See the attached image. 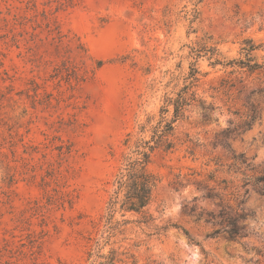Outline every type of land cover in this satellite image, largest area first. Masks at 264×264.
I'll use <instances>...</instances> for the list:
<instances>
[{"label":"rangeland","instance_id":"1","mask_svg":"<svg viewBox=\"0 0 264 264\" xmlns=\"http://www.w3.org/2000/svg\"><path fill=\"white\" fill-rule=\"evenodd\" d=\"M251 41L262 62L264 0H0V264H102L111 249L115 264H264V196L237 174L246 236L230 240L207 236L218 208L196 189L229 178L214 161L233 153L264 168V66L214 63L244 60ZM193 65L175 145L148 165L154 220L127 214L109 233L125 134L157 119ZM250 106V129L215 139Z\"/></svg>","mask_w":264,"mask_h":264},{"label":"trees","instance_id":"2","mask_svg":"<svg viewBox=\"0 0 264 264\" xmlns=\"http://www.w3.org/2000/svg\"><path fill=\"white\" fill-rule=\"evenodd\" d=\"M259 48L252 41L246 47H242L245 51V59L230 60L221 62L215 58V64H223L224 66L236 65L239 68L254 72L264 66V55L262 62H259L256 56L252 55V51ZM216 50L213 48L211 54ZM197 55V53H195ZM198 56V55H197ZM198 68L193 65L189 72V83L184 85L175 95V97H166L165 104L161 107L157 119L148 117L144 123L139 125L136 133L127 132L125 134L123 144L128 151L123 154L122 162L112 176L109 197L106 205V215L104 216L108 223V232L112 233L119 222L123 224L129 221L127 214L139 215L143 222L149 223L154 220L152 213L149 211L150 204L154 201V191L159 183V179L149 168L148 165L155 151L170 150L175 145L173 141L174 122L180 118L187 107L196 98V93L191 90L198 81ZM223 84L229 83L227 79H222ZM232 86V84L230 85ZM171 110V117L168 113ZM240 121L233 123L220 130L215 134L217 140L220 136L229 137L230 134L238 132L240 129H250L254 122L259 119L260 114L256 106H250L241 116ZM225 147L228 144L217 143ZM217 166L216 171L226 165L225 172L229 178L216 180L215 174H208V180L214 184H203V180H199L196 189H204L202 195L208 198L218 208L217 212L210 213L206 218V222H211L215 227L208 234L209 237H215L219 233H223L230 240H238L246 236L244 225H240L238 221L245 219L240 203H242L241 195L238 193V186L234 184L237 174H241L242 186L249 185L251 189L259 196H264V168L248 161L244 154H232L230 161L226 164L220 162L219 158L214 161ZM179 178V176H176ZM177 185H181V180L174 181ZM228 190H232L228 192ZM247 193V190H245ZM240 198V199H239ZM239 200V201H238ZM119 213L121 219H115V214ZM177 227V226H176ZM184 234L190 238L187 230L183 229ZM110 256L107 261L102 264H115V250L109 251Z\"/></svg>","mask_w":264,"mask_h":264}]
</instances>
